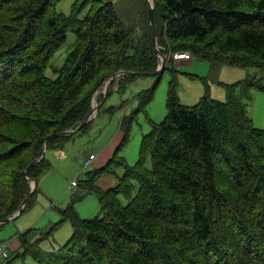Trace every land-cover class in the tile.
Returning <instances> with one entry per match:
<instances>
[{
  "label": "trees",
  "instance_id": "obj_1",
  "mask_svg": "<svg viewBox=\"0 0 264 264\" xmlns=\"http://www.w3.org/2000/svg\"><path fill=\"white\" fill-rule=\"evenodd\" d=\"M62 1L0 0V222L20 210L32 191L30 180L40 182L52 169L48 152L91 131L94 119L72 136H53L87 119L114 74L158 69L148 9V20H133L128 7L121 10L113 0H74L66 15L57 10ZM154 2L158 43L169 58L189 52L214 64L264 70V0ZM71 33L74 49L51 78L50 62ZM175 72L167 115L151 121L137 162L128 164L122 152L134 119L148 116L154 88L139 94L140 106L121 121L123 139L113 158L88 180H78L82 192L57 209L60 219L42 234L32 227L18 235L15 262L264 264V129L249 114L253 92L262 89L259 80L223 84L226 101L207 91L196 105L185 106ZM137 77L113 82L105 102L104 94L98 98V113L114 86L123 92ZM45 145V158L36 162ZM104 174L115 175L118 185L100 187ZM37 194L38 188L21 216ZM89 195L100 209L91 219L76 205ZM66 223L72 227L68 242L43 249ZM15 262L8 256L2 264Z\"/></svg>",
  "mask_w": 264,
  "mask_h": 264
},
{
  "label": "rangeland",
  "instance_id": "obj_2",
  "mask_svg": "<svg viewBox=\"0 0 264 264\" xmlns=\"http://www.w3.org/2000/svg\"><path fill=\"white\" fill-rule=\"evenodd\" d=\"M113 1L117 3L119 9L121 10L128 7V18L134 20L141 18L143 15L145 17V13L147 11V3L145 4L146 1ZM73 2L74 0H63L57 7V10L60 13L67 15L71 11ZM145 19L147 18L145 17ZM75 41L76 37L71 33L68 36L66 43L50 62L47 70V76L51 78L57 76V69H59V67L65 62L69 53L74 49ZM190 61L191 63H189ZM190 61L177 62L170 56L167 63V69L163 75L152 77L140 76L135 82L128 84V87L123 92L117 91L118 86L116 85V88L114 86L112 88V94L106 101V104L101 112L98 113L99 110L94 112V122L91 131L88 134H76L61 151L56 150L48 152L47 157L52 162L53 168L47 175L41 178L34 206L23 216L1 228L0 240L3 239L4 242H11V238H14L13 241H15L19 234L18 229L20 226L27 223L36 226V228L39 229L40 234L47 229L49 230L52 226V221L58 219H54L51 222L50 220L56 216L59 217L56 212V208H65L68 204L75 201L82 192L81 186H73V182L76 181L78 183L79 180L80 183H82V181L87 178L83 162H87L90 159V156L82 162V165L79 160L87 155L90 150L111 143L117 135H119V137L115 144L118 143L117 145L119 146L123 139V133L120 129L123 117L132 114V112L140 106V93H147V91L154 88L151 103L147 107L148 116L145 113H140L137 118L134 119L131 130V141L125 145L122 152L123 156L126 153L128 164H135L139 157L142 139L151 131V121L153 120L154 122L159 123L165 119L167 115L168 88L169 83L172 80L171 72L173 70L176 71L175 73L178 79V94L180 102L185 106L196 105L200 100L199 98H201L200 96L206 94L207 91L211 93V97L215 100L226 101V90L223 87V84L232 85L247 79L249 76H256L262 89L255 90L253 92V99L249 106V114L252 117L255 126L257 128L264 129V70L227 65L228 68L220 71L222 66L220 64H214L210 61L202 60L196 57ZM231 67L235 69H232ZM102 90L104 91L105 89L103 88ZM102 90L98 95H96L95 104H99L98 98L101 94H103ZM220 90L222 93H220ZM110 107H114L112 112L107 111ZM93 169L94 167H91L89 170L92 171ZM120 173H123V171L121 170ZM94 201L97 203V210L95 213H92V202ZM85 203H89L91 205V209L89 211L86 204L85 211H83V209L81 211V216L83 218L91 219L99 214L100 209L98 206V200L94 195L88 198L86 202H83V204ZM66 225L69 227V230H65L66 228L64 227L66 226H62L59 231L65 230L63 233L67 231V241H65L67 243L69 238L72 237V233L69 234L72 227L70 223H67ZM45 242L47 244H52V237L45 239L44 244ZM56 244L57 243L54 242L53 245L57 247ZM46 248L47 247H45V249ZM46 250L50 251L51 249ZM16 252L17 251L12 248V251L9 254L10 261H16ZM4 257V254H0V262L5 259ZM30 261L31 260L29 259L26 263L25 261H18L13 264H31L33 260L31 262ZM33 263L35 262L33 261Z\"/></svg>",
  "mask_w": 264,
  "mask_h": 264
},
{
  "label": "crops",
  "instance_id": "obj_3",
  "mask_svg": "<svg viewBox=\"0 0 264 264\" xmlns=\"http://www.w3.org/2000/svg\"><path fill=\"white\" fill-rule=\"evenodd\" d=\"M188 61H190V60H188ZM182 62V61H181ZM189 63H191V61L189 62ZM225 68H228L227 67V65H222L221 66V68H220V71H222V70H225ZM232 68V67H231ZM232 69H235V68H232ZM115 88H116V86H115ZM220 93H222V91L220 90ZM200 97H202V95L200 96ZM200 99V98H199ZM118 137H119V135H117L113 140H112V142L111 143H109V144H107V145H105V146H102V147H98V148H96V149H93V150H90L89 152H88V154L87 155H85L84 157H82L79 161H80V163H81V165H82V162L87 158V157H89V156H91V155H93L95 158H94V161H93V164H92V166L91 167H94V169L92 170V171H94V170H99V169H102L103 167H105L107 164H108V162L113 158V156H114V153H115V151L118 149V147L120 146H118L117 144H115V142L117 141V139H118ZM122 137H123V134H122ZM124 156H125V159H126V153L124 154ZM127 160V159H126ZM61 161V160H60ZM65 161V160H64ZM137 162V161H136ZM53 168V167H52ZM51 171V170H50ZM90 172H91V170H88V171H86V173H87V178L85 179V180H88L89 178H90ZM49 173V172H48ZM118 173H120V171L118 172ZM98 183H99V186L100 187H102V188H104V189H110V188H113V187H116L117 185H118V178L115 176V175H108V174H104V175H102L101 177H99L98 178V181H97ZM97 183V184H98ZM92 195H89V196H87V197H85L83 200H80L79 201V203H80V205H79V203L77 204V209H78V212L80 213V215H81V211H82V209H83V211H85V209H86V204H87V209H89V211H90V209H91V205L89 204V203H85V204H83V202H86V200L88 199V198H90ZM92 213H95V211L97 210V203H95V201L94 202H92ZM69 205V204H68ZM67 205V206H68ZM79 205V206H78ZM66 206V207H67ZM56 212H57V208H56ZM54 219H58L59 220V217L58 216H56L55 218H53V219H51L50 220V222L52 221V220H54ZM58 220H55V221H52V223L51 224H53V223H55L56 221H58ZM49 221V220H48ZM67 224V223H66ZM66 224H64V225H62V226H66V227H64V228H66L65 230H69V227H67V225ZM50 225V224H49ZM61 226V227H62ZM32 227H35L36 228V226H33V225H31V224H29V223H27V224H25V225H23V226H20V228L18 229L19 230V234L18 235H20V233H22V232H24V231H26L27 229H29V228H32ZM60 227V228H61ZM60 228L51 236L52 237V239H53V242H52V244H47L46 242H45V244L43 243L42 244V248L43 249H45V247H47L46 249H51V250H53L54 248H59V247H61L62 245H64L66 242L65 241H67V231L65 232V233H63L64 231H59L60 230ZM72 233V230L70 229V233L69 234H71ZM72 235V234H71ZM71 235H70V237H71ZM13 239L14 238H11V242H5V243H7L8 244V250H9V252H8V255L11 253V251H12V248H14V250L15 251H17L18 249H19V247H20V243H19V239H18V236H17V239L15 240V241H13ZM66 239V240H65ZM70 239V238H69ZM54 242H56L57 244V247H55L53 244H54ZM45 246V247H44ZM45 249V250H46ZM10 258V257H9ZM4 262V259H3V261H1L0 262V264H2ZM31 262V261H30ZM31 264H34L33 262H31Z\"/></svg>",
  "mask_w": 264,
  "mask_h": 264
},
{
  "label": "water",
  "instance_id": "obj_4",
  "mask_svg": "<svg viewBox=\"0 0 264 264\" xmlns=\"http://www.w3.org/2000/svg\"><path fill=\"white\" fill-rule=\"evenodd\" d=\"M146 3H147V9L149 12V20H150V26H151L152 40H153V44L155 46L156 52L158 53L160 66L158 67V69L155 72L135 73V72L120 71V72L114 74L104 85L105 90H104L103 94L105 95V98H104L103 102H105V100H106V98L110 92L111 84L113 82L119 81L120 79H122L126 76L135 75V74H137L139 76H144V77L159 76L167 66L168 56L163 51L160 50L161 46L158 43L156 29H155V23H154L155 2H154V0H146ZM100 105H102V103L95 104V100H93V109H92L90 115L87 117V119L82 124H80L76 129L66 131L62 134H56L53 136H72V135L76 134L78 131L82 130V128H84L89 122H91L93 120V115H95L94 112L96 110L100 109ZM45 156H46V145L44 146L43 155L36 162L43 160L45 158ZM35 164L36 163H34L33 165H35ZM30 183H31L32 191H31L29 197L26 199V201L22 205V207L20 208V210L16 214H14L12 217H10L9 219L0 222V224H9L12 221L16 220L19 216H21L26 205L28 204L29 200L33 197V195L36 192L38 185H39V182L36 180H30Z\"/></svg>",
  "mask_w": 264,
  "mask_h": 264
},
{
  "label": "built area",
  "instance_id": "obj_5",
  "mask_svg": "<svg viewBox=\"0 0 264 264\" xmlns=\"http://www.w3.org/2000/svg\"><path fill=\"white\" fill-rule=\"evenodd\" d=\"M161 51H164L165 48L164 47H160ZM193 57L189 52H180V53H175L173 54V59H175L177 62L178 61H183V60H191ZM94 156H90V159L87 162H83V167L84 169H88L92 164H93V160H94ZM76 181L73 182V186H76ZM0 254H4V256H7V245L3 244L0 245Z\"/></svg>",
  "mask_w": 264,
  "mask_h": 264
},
{
  "label": "clouds",
  "instance_id": "obj_6",
  "mask_svg": "<svg viewBox=\"0 0 264 264\" xmlns=\"http://www.w3.org/2000/svg\"><path fill=\"white\" fill-rule=\"evenodd\" d=\"M163 52H164V51H163ZM164 53H165V52H164ZM165 54H166V53H165ZM190 54H191V53H190ZM166 55L168 56V60H169V55H168V54H166ZM191 55H192V54H191ZM172 57H173V56H172ZM192 57L194 58V56H193V55H192ZM193 58H192V59H193ZM192 59H191V60H192ZM183 61H188V60H183ZM159 66H160V62H159V65H158V67H159ZM102 92L104 93V91H102ZM95 98H96V97H95ZM95 98H94V100H95ZM90 168H91V166H90V167H89L87 170H89ZM87 170H85V171H87ZM3 244H6V245H7V256H6V257H4V258L6 259V258H8V256H9V255H8V252H9V250H8V249H9V248H8V244H7V243H3ZM3 244H1V245H3ZM1 255H2V254H1Z\"/></svg>",
  "mask_w": 264,
  "mask_h": 264
},
{
  "label": "bare ground",
  "instance_id": "obj_7",
  "mask_svg": "<svg viewBox=\"0 0 264 264\" xmlns=\"http://www.w3.org/2000/svg\"><path fill=\"white\" fill-rule=\"evenodd\" d=\"M167 50V49H166ZM168 52V51H167ZM171 52V51H170ZM164 72V71H163ZM165 73V72H164ZM138 78V77H137ZM160 80V79H159Z\"/></svg>",
  "mask_w": 264,
  "mask_h": 264
}]
</instances>
